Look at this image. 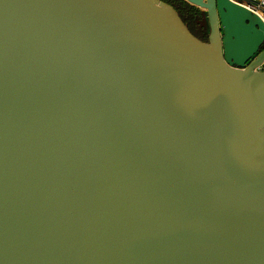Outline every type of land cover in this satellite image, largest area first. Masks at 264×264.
I'll use <instances>...</instances> for the list:
<instances>
[{"label": "water", "instance_id": "water-1", "mask_svg": "<svg viewBox=\"0 0 264 264\" xmlns=\"http://www.w3.org/2000/svg\"><path fill=\"white\" fill-rule=\"evenodd\" d=\"M185 1L0 0V264H264V16Z\"/></svg>", "mask_w": 264, "mask_h": 264}, {"label": "trees", "instance_id": "trees-1", "mask_svg": "<svg viewBox=\"0 0 264 264\" xmlns=\"http://www.w3.org/2000/svg\"><path fill=\"white\" fill-rule=\"evenodd\" d=\"M173 4L189 28L200 38L207 39L208 20L206 12L185 0H164Z\"/></svg>", "mask_w": 264, "mask_h": 264}, {"label": "built area", "instance_id": "built-area-1", "mask_svg": "<svg viewBox=\"0 0 264 264\" xmlns=\"http://www.w3.org/2000/svg\"><path fill=\"white\" fill-rule=\"evenodd\" d=\"M251 2L247 4L251 6L257 13L264 16V0H255V1L251 0Z\"/></svg>", "mask_w": 264, "mask_h": 264}, {"label": "crops", "instance_id": "crops-1", "mask_svg": "<svg viewBox=\"0 0 264 264\" xmlns=\"http://www.w3.org/2000/svg\"><path fill=\"white\" fill-rule=\"evenodd\" d=\"M239 1H241L243 3H249V2H251V0H239ZM253 1H255V0H253ZM251 3H253V2H251Z\"/></svg>", "mask_w": 264, "mask_h": 264}]
</instances>
